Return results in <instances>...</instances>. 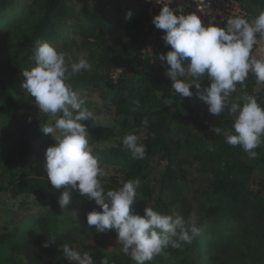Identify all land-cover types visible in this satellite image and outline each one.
I'll return each mask as SVG.
<instances>
[{"label":"trees","instance_id":"16d2710c","mask_svg":"<svg viewBox=\"0 0 264 264\" xmlns=\"http://www.w3.org/2000/svg\"><path fill=\"white\" fill-rule=\"evenodd\" d=\"M23 0H0V26L10 11ZM247 11V19L255 17L264 9V0H240ZM77 3L82 6L80 16L68 3ZM91 0H32L31 18L25 26L19 25L13 31L22 40L19 47L16 68L9 74L4 73V80L0 79V116L6 120H15L23 111V96L19 93V86L12 80L14 76H22V72L34 66V54L37 42H51L61 33L71 28V21H76L80 30V41L72 45L79 52H87L94 62L91 71H82L73 76L68 83L73 91H85L95 85V75L99 72H108L106 87L113 93L112 104L115 117L122 118L120 125L103 126L95 121H81L88 125L87 131L92 138L109 141L119 138L120 144L107 149L95 148L92 154L104 166L117 168L122 173V179L111 177L104 188L118 189L122 181L140 180L137 197L131 208L133 213L143 214L145 207H150L154 189L149 178L155 172L154 160L162 157L166 160L164 172L159 180V190L153 209H163L165 214L172 215L178 212L184 218L188 210L184 205L183 195L179 182L185 181L183 152L191 146L203 144L204 138H209L218 144L211 151L204 153V158L214 167L209 180L208 190L217 198L215 204L205 211V220L195 224L200 229L190 244H184L180 249L168 247L164 252L149 262V264H163L180 252L186 254L184 264H231L227 261L214 262L203 249V239L209 233L208 224L214 222L223 229L231 226H240L249 220V229L245 235L252 239L253 254L264 250V179L255 183L256 188L249 184L254 175L256 164L248 166L239 159H233L231 153L239 151L237 146L225 142L223 135L212 132L214 127L222 130L231 129L234 118L225 113L221 116H210L208 120L201 117L198 109L187 106L182 114H178L181 98L171 89V81L167 77L166 62L156 65L158 56L154 60L144 57L141 52L147 47L148 35L143 30L146 17L144 12L130 21L120 20L112 15L107 16L103 11L90 7ZM259 37V35H258ZM8 43L0 41V50ZM64 46L69 47L64 43ZM264 57V54L261 56ZM260 57V58H261ZM71 57L68 62H77ZM187 62V61H186ZM117 72L118 75L112 76ZM9 80L10 83H6ZM164 83L166 90L162 97L157 96L158 86ZM202 88L208 87L210 82L205 77ZM261 89L255 92L256 86ZM244 92L254 96L264 108V82L249 73L243 84ZM236 100L234 93L230 98ZM165 101H170L172 111ZM48 115L41 113L29 123L19 135H0V193L9 191L12 198L21 195L32 196L38 199L45 208V215L38 218L40 233L37 237L29 238L21 231L0 233V264H72L63 254L62 246L75 244L88 253L94 264H101L103 259L108 264H135L129 254L111 252L105 246L93 251L85 244L82 233L76 229L63 230L59 224L58 215L61 207L58 203L64 186L55 189L46 178L29 177L23 173L30 158L39 156L33 148L38 140L46 141L50 136L42 133L41 128L47 124ZM147 117L149 125H142ZM145 133L139 143L146 147L143 160L131 157L129 150L122 144L123 136ZM257 161L264 163V151L258 147ZM86 222V219H83ZM47 245V246H45ZM200 251L198 258L195 252ZM202 260V261H200ZM256 262V260H254ZM262 261L258 260V264ZM264 264V263H263Z\"/></svg>","mask_w":264,"mask_h":264},{"label":"clouds","instance_id":"9594fccd","mask_svg":"<svg viewBox=\"0 0 264 264\" xmlns=\"http://www.w3.org/2000/svg\"><path fill=\"white\" fill-rule=\"evenodd\" d=\"M156 2L161 4L160 0ZM170 3L167 0L162 4L152 24L164 31L162 39L171 48L158 59L168 65L165 74L171 81L172 91L181 98L195 96L208 106L213 116L227 112L234 117L231 129L222 130L217 126L211 131L223 135L227 144L239 146L249 158H256L255 149L264 143V108L254 96H247L242 104L230 97L249 73L264 82V57L252 55L257 36L264 39V9L251 21L243 16H229L225 26L219 27L204 26L196 14H184L182 7L173 10ZM130 17L128 12L126 18ZM33 59L34 66L22 72L25 79L21 87L34 98L40 114L54 120L41 128L54 141L45 152L44 167L50 185L55 189L67 186L94 201L100 211L93 209L87 213V224L99 233L115 231L121 251L129 254L135 264H149L168 247L180 249L190 244L200 229L183 216L161 214L151 207H145L142 215L132 212L139 179L122 181L118 189L105 190L101 180L105 169L92 154L88 125L81 123L94 122V113L68 83L80 72L91 71L88 60L82 57L69 65L66 54L46 41L37 42ZM205 77L210 84L202 88ZM142 125L145 128L149 125L147 117ZM138 141L135 134L122 138L131 157L143 160L146 147ZM69 202L70 193L65 190L58 203L64 208ZM61 249L72 264H94L86 252L81 253L67 244ZM101 264H108V260L103 259Z\"/></svg>","mask_w":264,"mask_h":264},{"label":"rangeland","instance_id":"374dc122","mask_svg":"<svg viewBox=\"0 0 264 264\" xmlns=\"http://www.w3.org/2000/svg\"><path fill=\"white\" fill-rule=\"evenodd\" d=\"M31 1L23 0L18 6L14 7L8 14L5 21L0 26V41L8 43V45L0 50V79L4 80V73L9 72L16 68V58L18 57L19 47L17 46L22 40L13 31L17 29L19 25H23L27 22L31 16ZM70 7L75 10L77 16H80L82 6L80 4L71 2L68 3ZM90 7L100 9L107 16H114L123 21H130L141 15L144 12V0H91ZM128 12H131V17L126 18ZM253 17L250 19V21ZM25 26V24L23 25ZM71 28L65 33H61L52 42L53 46L58 52L66 54V62L70 61L71 57H75L78 60L85 58L90 64L94 61L89 58L87 52H79L72 45L73 42L77 44L80 41V30L76 27V21H71ZM69 45L65 47L64 43ZM77 60V62H78ZM108 72L102 71L95 75V85L85 91H79L77 94L85 100V106L94 113L95 122L103 126L120 125L122 118L115 117L114 108L112 104L113 93L106 87L108 80ZM115 72L112 76H117ZM22 76H14L12 80L19 86V93L24 97L22 100L23 111H21L15 120H6L0 116V135H19L24 131V128L35 120L39 115V109L34 104V98L28 95L21 87L24 81ZM6 83H10L6 80ZM261 85L258 84L255 88V92H259ZM166 90V85L161 83L157 88V96L162 97ZM190 91L195 92L194 88H190ZM235 98L239 102H246L245 98L248 96L244 92V86L236 87L234 92ZM231 98V97H230ZM169 110H173L170 106V101H165ZM187 106H192L198 109L202 119L208 120L212 116L208 112V106L200 101L195 96L181 101L178 107V114H182ZM227 116L228 113L225 112ZM232 117V116H229ZM30 118V121H29ZM234 118V117H232ZM54 123V120L49 116L47 124ZM89 134V133H88ZM139 141L145 137L144 132H140L138 135ZM90 142L92 150L95 148L107 149L118 146L120 144L119 138H113L109 141H101L92 138L90 135ZM203 144H196L191 146L188 151L183 152L184 165L182 169L185 172V181L179 182V186L183 195L184 205L188 210L185 220H189L194 224L199 221L207 223L205 220V211L213 206L217 200L209 190V180L212 177L214 167L204 158V153L211 151L218 144H214L209 138H204ZM54 139V138H53ZM138 141V142H139ZM54 144L51 139L42 141L38 140L33 143V148L40 154L39 156L33 155L30 158L23 173L29 177L46 178L45 171V152L46 149ZM261 151H264V143L259 147ZM239 151L231 153L233 159H239L248 166L256 164L254 169V175L250 178L249 184L252 188L255 187V183L260 179H264V163L257 161V158H249L239 146ZM155 172L149 178V183L154 189L153 198L149 202V206L153 208L154 202L157 199V193L159 190V180L164 172L166 166V160L159 157L154 160ZM105 175L101 177L103 186L108 185V181L111 177H117L122 179V173L119 169L104 166ZM0 182L4 184V180L0 179ZM67 190L70 193V202L64 208H61L58 215L60 227L63 230H78L85 238V244L92 248L93 251L102 247H106L111 252H122V245L118 241V237L115 231L108 230L104 233H99L95 230L94 226H89L87 222H83L86 219V214L93 209L100 211L98 205L94 201L89 200L87 197H82L78 191L73 190L67 186H64V191ZM107 191V189L105 188ZM264 198V192L262 193ZM32 196L21 195L17 198H12L9 191L0 193V233L8 231H21L29 238L37 237L40 233V225L38 224V218L45 215V208L42 206L38 199H33ZM155 211L165 214V210L156 209ZM172 214L180 215L178 212ZM182 216V215H180ZM210 227L209 233L206 234L203 239V249L214 262L227 261L231 264H258V260L262 261L259 264L264 263V250L259 253L253 254L251 248L254 246L252 239L245 235V231L249 229V220L240 226H231L227 229H223L221 226L216 225L214 222L208 224ZM74 249L85 253L80 245L75 244ZM200 251L195 252V258H198ZM186 254L180 252L170 260H166L163 264H184ZM256 260V262H254ZM202 261V260H200Z\"/></svg>","mask_w":264,"mask_h":264},{"label":"built area","instance_id":"2783aa9c","mask_svg":"<svg viewBox=\"0 0 264 264\" xmlns=\"http://www.w3.org/2000/svg\"><path fill=\"white\" fill-rule=\"evenodd\" d=\"M160 2L161 4L157 3L156 0H144L146 17L143 30L148 35V43L147 47L141 52L144 57L150 58L151 60L171 50L170 46H166L162 39L164 31L155 28L152 24L153 17L158 15L163 6L162 4L166 3L167 0H160ZM169 7L173 10L177 9V7H182L184 14H196L204 26L212 24L224 27L226 19L229 16H243L247 19V11L240 0H171ZM174 14L177 13L174 12ZM263 54L264 39L257 36V44L253 48L252 55L260 58ZM162 63L163 61L156 60L157 66Z\"/></svg>","mask_w":264,"mask_h":264}]
</instances>
